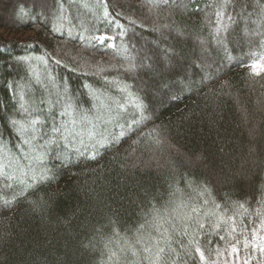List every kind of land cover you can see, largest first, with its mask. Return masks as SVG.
Here are the masks:
<instances>
[{
	"label": "trees",
	"instance_id": "trees-1",
	"mask_svg": "<svg viewBox=\"0 0 264 264\" xmlns=\"http://www.w3.org/2000/svg\"><path fill=\"white\" fill-rule=\"evenodd\" d=\"M14 4L0 264H263L264 0Z\"/></svg>",
	"mask_w": 264,
	"mask_h": 264
},
{
	"label": "rangeland",
	"instance_id": "rangeland-1",
	"mask_svg": "<svg viewBox=\"0 0 264 264\" xmlns=\"http://www.w3.org/2000/svg\"><path fill=\"white\" fill-rule=\"evenodd\" d=\"M16 1L17 2L22 1V2H24L27 5L31 4V5L35 6L36 8L37 7L38 8L39 7H43V9H44V7H46V4L47 3L49 4V2H50V0H16ZM123 1H127V0H123ZM16 8H17V6L15 4L13 6H9V7L4 8V9H2L1 6H0V9H1L0 10V14H2V15L11 14L14 10H16ZM152 13H154V12L152 11ZM8 18H11V16L9 15ZM225 25H226V23L223 24V28H225ZM156 35L159 36L160 34L157 33ZM247 35H248V33H247ZM137 53L142 55V56H144L143 53H140V52H137V51H135L133 53V56L137 57L138 56ZM94 70L96 72H99V69H94ZM225 264H242V263L239 260L234 258V259H229V261H227Z\"/></svg>",
	"mask_w": 264,
	"mask_h": 264
}]
</instances>
